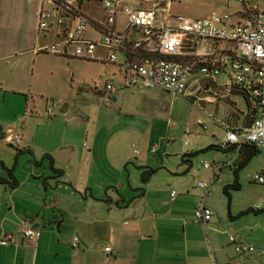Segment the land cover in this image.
I'll use <instances>...</instances> for the list:
<instances>
[{"label": "rangeland", "instance_id": "374dc122", "mask_svg": "<svg viewBox=\"0 0 264 264\" xmlns=\"http://www.w3.org/2000/svg\"><path fill=\"white\" fill-rule=\"evenodd\" d=\"M254 3L264 9V0H252L249 5ZM44 6L50 8L51 4L44 3ZM240 8L237 0H178L169 4L168 11L191 17H202L212 10L235 12L232 19H236ZM81 9L91 14V3H83ZM94 11L95 17L102 14L98 4ZM52 33L48 30L44 37L40 34V44L52 41ZM218 43L232 46L224 40ZM104 53V48L96 45L94 54L98 58L82 59L38 50L24 57L0 59V174L6 176L11 169L17 180L28 174L29 178L36 177L42 188L43 182L50 183L51 187L56 180V186L47 189L57 196L67 187L68 191L62 190V202L66 201L62 205L66 208L70 204H83L89 195L87 189L84 193L85 182L92 190L91 202L113 203L120 196L125 198L135 180L140 189H151L160 198L174 188L176 197L186 192L183 186L191 189V183L210 177L211 169L202 167L203 161L221 164L233 157L230 150L217 145L225 132L219 121L235 120L232 113L241 116L246 112L240 94L225 98L217 95L216 101L202 102L190 100L188 90L178 95L160 88H116L122 78L117 71L121 55L108 63ZM112 72L115 74L111 80L113 92H101L102 83ZM213 79L219 82L227 78L215 74ZM198 82L195 92L206 95L209 86ZM15 131L20 135L17 143L13 141ZM152 146L154 149L150 151ZM257 150L238 168V188H227L234 218L226 214L227 197L222 192V186L232 181L233 172L228 165L215 171V178L212 177L203 198L214 215L222 218L216 225L217 244H226L231 234L253 247L252 252H243L237 259L234 243L227 244L233 264H264V183L253 179L254 174L264 172V145ZM182 153H189L184 155L186 161ZM125 157L119 182L120 178L115 179L117 174L106 162ZM49 158L52 166L61 170L54 179L48 177L55 174ZM135 158L145 159L146 164L137 167ZM242 158L243 153H238L236 162ZM69 168L72 169L67 172ZM147 168L150 169L147 180L140 181V172ZM109 181L111 184L106 188ZM100 189L103 190L98 194ZM69 192L77 193L80 200ZM185 198L191 201L190 195ZM187 199L176 203L187 205ZM191 218L200 223L193 215ZM52 229L56 230L55 223ZM48 264H55L54 260Z\"/></svg>", "mask_w": 264, "mask_h": 264}, {"label": "crops", "instance_id": "0c3cea01", "mask_svg": "<svg viewBox=\"0 0 264 264\" xmlns=\"http://www.w3.org/2000/svg\"><path fill=\"white\" fill-rule=\"evenodd\" d=\"M40 3L41 0H0V59L16 55L24 57L27 53L37 52L42 45L40 34L44 37L46 33L38 31L36 27ZM254 4L258 7L257 3ZM52 37L53 41V33ZM213 46L219 49L225 45L218 41L198 39L194 46L190 44L185 50L198 54ZM195 76L197 75L193 74L192 77ZM199 81L204 83V87L209 86V92L198 95L195 92L198 84L190 81L187 86L190 100L216 101L217 95L225 98L229 94H240L236 87L227 91L221 85L224 79L216 82L199 76ZM120 87L125 86L120 85L119 81L116 88ZM105 91L109 94L113 92L111 89L101 90ZM111 97L114 98L112 95ZM240 121L241 116L238 115L235 125L222 121L219 123L225 130L229 126L239 127ZM231 153L234 151L231 150ZM126 158L106 162L107 167L117 174L115 179L120 178L119 182L123 175L120 166H124ZM135 159L137 167L146 164L145 159ZM226 162L213 164L216 166L215 171L228 165ZM208 168L211 169L210 177L200 180L207 182L205 192L195 182L191 183V189H188V185L183 186L182 190L186 191L183 194L170 199L169 191L168 194L165 191L163 198H160L159 193L151 189H140L135 180L132 190L127 191L125 198L120 197L113 203H103L96 200L91 202L92 190L85 182L84 193L87 189L89 195L85 197L83 204H70L66 208L62 205L66 202H62V190L68 191L67 187L54 196L53 191L45 193L39 180L36 177L29 178L28 174L18 179L14 187L0 183V238L8 235L7 242H0V264H48L51 259L55 264H233V255L227 245L233 242L227 236L226 244L216 243V225L220 223L221 217L214 215L212 211L211 218L206 223L194 222L191 218L195 206L203 201L204 194L208 192L209 182L212 177L215 178L213 167ZM0 176L5 177L3 174ZM110 182L106 188L110 186ZM25 183L27 186L23 187ZM69 193L75 194L77 200H80L77 193ZM187 195H190L191 201L185 198ZM185 199L188 200L187 205H177V200ZM226 214L230 218L235 216L230 213L229 203L226 204ZM221 215H224L222 210ZM23 219L39 230L34 244L24 240L19 231V221ZM53 223L56 230L52 229ZM63 226L66 228H62ZM70 233L78 237L76 246H71ZM240 239L245 242L243 238ZM105 245L110 246L113 252L106 253L103 250ZM235 253L237 259L242 254Z\"/></svg>", "mask_w": 264, "mask_h": 264}, {"label": "built area", "instance_id": "2783aa9c", "mask_svg": "<svg viewBox=\"0 0 264 264\" xmlns=\"http://www.w3.org/2000/svg\"><path fill=\"white\" fill-rule=\"evenodd\" d=\"M178 0H41L37 11L38 31L52 30L54 40L42 44L37 50L82 59L98 58L94 54L96 45L105 50L106 62L113 63L117 55L122 60L117 63L121 73L120 85L128 87L160 88L164 91L184 95L190 81L198 84L199 76L213 79L215 74H223V85L227 91L232 87L244 89L250 96L252 118L248 127H225L218 139V147L233 148V157L226 164L232 165L237 150L242 143L264 145V9L249 5L252 0H237L241 4L237 18L235 12L212 10L204 17L172 14L168 11L171 2ZM146 2L148 5H146ZM44 3L51 4L50 8ZM83 3H91V14L81 9ZM101 7L102 14L95 17L94 6ZM198 39L228 41L232 46L219 49L201 50L192 54L185 50ZM187 54L202 57L198 77H192V65L183 56ZM114 72L102 83V90H110ZM196 75V74H195ZM250 110V111H251ZM199 123L205 127L202 121ZM20 135L13 134L17 143ZM154 146L150 148L153 151ZM136 151L135 148H133ZM202 167H213L208 161ZM253 179L264 183V172L254 174ZM196 185L207 189L206 181H196ZM175 195L169 190V198ZM212 209L201 200L193 210L195 221L208 222ZM19 231L27 242L34 244L39 230L25 219L19 221ZM8 235L0 238L7 242ZM236 252H252L251 244L228 234ZM76 235L71 238V246L78 243ZM106 253H112L110 246H103Z\"/></svg>", "mask_w": 264, "mask_h": 264}, {"label": "trees", "instance_id": "16d2710c", "mask_svg": "<svg viewBox=\"0 0 264 264\" xmlns=\"http://www.w3.org/2000/svg\"><path fill=\"white\" fill-rule=\"evenodd\" d=\"M183 58L187 62H190L191 63V65H192L191 72L194 75L197 74L198 73V70H199V66L203 63V61H202L203 58L202 57H199V56H196V55H192V54L191 55L190 54H187V55L183 56ZM196 77H198V75ZM236 91L238 93H240V95L243 97V100H244L245 105H246V112H249L251 110V108H252L251 100L253 99V97L250 96L244 89L243 90L242 89H238ZM245 113H242V115H241L240 126L239 127L232 126V127L237 128V129L242 128V126L244 124V120L243 119H244ZM232 114H234L235 117L238 116L235 113H232ZM226 122H227L228 125L229 124L230 125L231 124L232 125H235V120H233V119L228 120ZM221 149L230 150V151L233 150V148L230 147V146H225V147H223ZM257 151L258 150H257V146L256 145H254L252 143H242L240 145V147L238 148V150H237V154L235 156L234 163L232 165H228L229 168L232 169L233 176H232V181L229 184H225V185L222 186V192L227 197V203L226 204H228V202H229V194H228L227 188L228 187L238 188V186H239L238 181H237V171H238V168L241 167L249 159V157L251 155L255 154ZM238 153H243V158H242V160L240 159V161L236 162V159L238 158ZM186 154H189V153H182L181 154V157H182V159L184 161L187 160L186 158H184V155H186ZM43 155L49 156L47 153H44ZM49 162H50V167L55 172V175L56 176H59L61 174V170L59 168H55V167L52 166V159L51 158H49ZM149 173H150V169H148V168L147 169H143L140 172V178H141V180H146L148 178V176H149ZM0 183H5L9 187H14L17 184V178L12 174L11 169H8L7 170V173H6V176L5 177L0 176ZM251 210H253L255 212L258 209H251ZM225 264H228V263H225Z\"/></svg>", "mask_w": 264, "mask_h": 264}, {"label": "water", "instance_id": "95a60500", "mask_svg": "<svg viewBox=\"0 0 264 264\" xmlns=\"http://www.w3.org/2000/svg\"><path fill=\"white\" fill-rule=\"evenodd\" d=\"M252 113H253L252 110L245 113V115H244V120H245L244 121V127H248L250 125V121H251V118H252ZM48 177L49 178L51 177L52 179H54L56 177V175L53 174L52 176H48ZM56 183H57V181L54 180L53 181V185L50 187V183H48L46 181L43 182V184H44V187H43L44 192L46 193L48 191L47 187H49L51 189L54 188L56 186ZM120 197H122V196H120Z\"/></svg>", "mask_w": 264, "mask_h": 264}]
</instances>
